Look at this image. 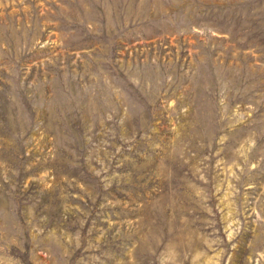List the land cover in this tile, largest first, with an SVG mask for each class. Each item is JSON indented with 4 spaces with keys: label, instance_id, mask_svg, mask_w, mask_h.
<instances>
[{
    "label": "rangeland",
    "instance_id": "obj_1",
    "mask_svg": "<svg viewBox=\"0 0 264 264\" xmlns=\"http://www.w3.org/2000/svg\"><path fill=\"white\" fill-rule=\"evenodd\" d=\"M0 264H264V0H0Z\"/></svg>",
    "mask_w": 264,
    "mask_h": 264
}]
</instances>
